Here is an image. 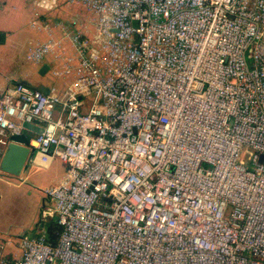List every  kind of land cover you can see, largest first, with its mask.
<instances>
[{
    "label": "built area",
    "instance_id": "1",
    "mask_svg": "<svg viewBox=\"0 0 264 264\" xmlns=\"http://www.w3.org/2000/svg\"><path fill=\"white\" fill-rule=\"evenodd\" d=\"M71 1L95 36L65 32L68 88L0 91V141L33 124L30 163L65 167L61 229L0 264H264V0Z\"/></svg>",
    "mask_w": 264,
    "mask_h": 264
},
{
    "label": "crops",
    "instance_id": "2",
    "mask_svg": "<svg viewBox=\"0 0 264 264\" xmlns=\"http://www.w3.org/2000/svg\"><path fill=\"white\" fill-rule=\"evenodd\" d=\"M74 3L81 4L71 0H0V36L3 39V43H0V91L16 83H23L44 93L51 87H54L59 93L68 88L72 82V76L57 78L54 76V72L61 70V66L64 65L67 58H72L75 64L73 47L69 38L64 35L65 32H68V28L60 17L61 9L67 4ZM33 23L34 26H32ZM42 25H47L48 29L45 30ZM82 35L92 39L95 36V30L92 36ZM48 40L56 44L55 53L45 57L38 65L26 60V55L32 46L45 43ZM43 65L48 67V71L42 76L39 75L38 71ZM22 133L30 135V138L35 135L27 131ZM2 139L3 137L0 136V140ZM6 146V143L0 141V162ZM34 163L35 165H32L29 162L26 165V170L18 178L0 173V208H4L12 199L13 206L17 207V213H20L19 202L11 196H18L21 192H28V195H30L28 183L36 188L37 199L44 202L43 191L56 185L64 175L65 167L57 163L55 169H57L58 175L55 180L42 184L33 175V170L37 168L48 169L54 162L47 165L46 168H44V165L42 166L38 158ZM44 227V225L38 226L35 234H38L40 229L45 230ZM21 235L19 234L12 241L6 239L5 234L0 233L2 253L18 258L20 253L13 242L17 245L18 238ZM6 248L9 250L5 251ZM10 248H12V251Z\"/></svg>",
    "mask_w": 264,
    "mask_h": 264
},
{
    "label": "rangeland",
    "instance_id": "3",
    "mask_svg": "<svg viewBox=\"0 0 264 264\" xmlns=\"http://www.w3.org/2000/svg\"><path fill=\"white\" fill-rule=\"evenodd\" d=\"M60 17L62 22L67 26L68 32H80L88 36L94 33V15L79 3L67 4L63 7ZM88 102V100H85ZM54 162L48 169H34L33 175L38 178L42 184H47L57 177L56 165ZM55 165V166H54ZM30 195L28 192H21L18 196H11L19 202L20 213H17V207L13 206L12 199L4 208H0V233L5 234L6 239L14 241L19 234L33 235L36 233L38 226L48 223L46 210L50 207L46 200H38L36 188L28 183ZM50 221V220H49ZM1 244V241H0ZM14 246H17L13 242ZM13 248V247H12ZM12 248L10 250L12 251ZM9 250L8 248L5 251ZM13 256H11L12 258Z\"/></svg>",
    "mask_w": 264,
    "mask_h": 264
},
{
    "label": "water",
    "instance_id": "4",
    "mask_svg": "<svg viewBox=\"0 0 264 264\" xmlns=\"http://www.w3.org/2000/svg\"><path fill=\"white\" fill-rule=\"evenodd\" d=\"M48 71L46 65L41 66L38 73L44 75ZM23 129L36 135L41 133V128L33 124H23ZM30 135L22 133L5 138L6 150L0 162V173L18 178L26 170L30 160L36 156V151L29 148Z\"/></svg>",
    "mask_w": 264,
    "mask_h": 264
},
{
    "label": "trees",
    "instance_id": "5",
    "mask_svg": "<svg viewBox=\"0 0 264 264\" xmlns=\"http://www.w3.org/2000/svg\"><path fill=\"white\" fill-rule=\"evenodd\" d=\"M0 43H3L2 36H0ZM44 226L47 239L54 243L56 240V235L61 229L60 226L57 224L55 219H51L47 224H44Z\"/></svg>",
    "mask_w": 264,
    "mask_h": 264
},
{
    "label": "bare ground",
    "instance_id": "6",
    "mask_svg": "<svg viewBox=\"0 0 264 264\" xmlns=\"http://www.w3.org/2000/svg\"><path fill=\"white\" fill-rule=\"evenodd\" d=\"M33 144L35 145V143L33 142Z\"/></svg>",
    "mask_w": 264,
    "mask_h": 264
}]
</instances>
